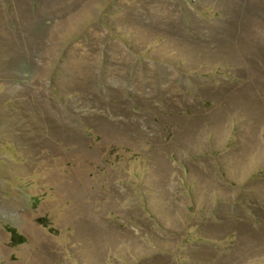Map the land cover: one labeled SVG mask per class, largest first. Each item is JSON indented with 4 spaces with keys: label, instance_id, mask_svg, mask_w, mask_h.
I'll return each mask as SVG.
<instances>
[{
    "label": "rangeland",
    "instance_id": "rangeland-1",
    "mask_svg": "<svg viewBox=\"0 0 264 264\" xmlns=\"http://www.w3.org/2000/svg\"><path fill=\"white\" fill-rule=\"evenodd\" d=\"M0 264H264V0H0Z\"/></svg>",
    "mask_w": 264,
    "mask_h": 264
},
{
    "label": "trees",
    "instance_id": "trees-1",
    "mask_svg": "<svg viewBox=\"0 0 264 264\" xmlns=\"http://www.w3.org/2000/svg\"><path fill=\"white\" fill-rule=\"evenodd\" d=\"M18 235V232L16 229H13V238H16V236Z\"/></svg>",
    "mask_w": 264,
    "mask_h": 264
}]
</instances>
